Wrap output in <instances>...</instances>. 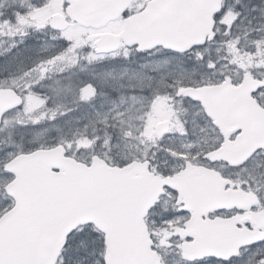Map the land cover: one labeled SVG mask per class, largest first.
Returning a JSON list of instances; mask_svg holds the SVG:
<instances>
[{
	"label": "water",
	"instance_id": "1",
	"mask_svg": "<svg viewBox=\"0 0 264 264\" xmlns=\"http://www.w3.org/2000/svg\"><path fill=\"white\" fill-rule=\"evenodd\" d=\"M67 14L84 25L100 26L119 18L131 0H66ZM223 0H152L147 7L124 21L123 33L114 38L107 34L100 42L103 51L120 47V40L139 50L157 45L185 52L214 37V15ZM223 84L179 89L180 94L201 101L215 123L226 131L235 122L247 124L239 138L240 146L249 151L226 148L213 153L216 157L242 162L258 148L264 147V109L251 97L263 84L250 72L241 86ZM0 107L2 105L0 104ZM5 109L2 107L1 114ZM169 130V122L158 125L157 134ZM149 160L133 161L124 166L109 165L98 156L89 166L65 157L57 147L22 154L7 164L17 175L6 189L16 204L0 218V264H56L69 235L80 225L94 224L104 233L105 264H162L153 247L145 218L159 201L166 186L179 188L182 181H196L197 171L188 164L181 172L161 177L149 170ZM58 170V171H55ZM218 174H207L203 181H220ZM218 200V192L211 191ZM210 202V199L207 200ZM196 215V216H195ZM193 214L186 223L193 241L182 248L185 258L206 256L229 258L238 248L231 243L237 234L220 233V221L203 220ZM184 232V233H185ZM185 236V235H183ZM261 239L258 232L244 235V243Z\"/></svg>",
	"mask_w": 264,
	"mask_h": 264
},
{
	"label": "rangeland",
	"instance_id": "2",
	"mask_svg": "<svg viewBox=\"0 0 264 264\" xmlns=\"http://www.w3.org/2000/svg\"><path fill=\"white\" fill-rule=\"evenodd\" d=\"M2 5L4 6V1ZM64 5V0H52L49 7L41 8L32 15L38 23L36 27L40 29V42L34 47L18 49L17 43H12L5 52H1L0 47V77L19 72L20 65L27 63L32 54H39L43 61L48 58L50 51L75 49L82 43L83 36L89 30L77 23L63 32H53L42 26L50 24L54 27V17L65 15ZM28 17V14L21 18L7 14L4 21H1L4 37L7 40L15 39L20 26L28 21L22 18ZM217 21V40L191 53L156 51L144 60L125 67L109 63L99 74L98 80L87 78L102 88L104 101L77 108L79 104L76 105V96L70 97L67 94L57 100L53 107L44 109L45 100L39 96L30 97L25 105L28 114L22 120L17 119L16 115L8 116L0 130V215L11 206L4 191L11 176L4 171L3 165L18 153L37 146H50L54 141L66 144L73 150L68 149L70 153L84 162H90L91 155L95 153L111 164L123 165L134 159L147 158L149 153L155 156L156 149H151L156 142L152 143L156 137L154 129L159 122L171 120L174 125L170 133L158 141L157 148L160 150L161 145L166 142L167 158L163 164L156 159L152 169L158 173L170 174L178 170L185 161L195 162L193 148L197 143L194 138L199 132L212 128L201 104L184 96L178 97V89L187 85L220 83L231 74L234 75L231 76L234 81H240L243 73L238 72L251 66L259 67V73L264 72V60L258 55L263 52L259 44H264V0H225L224 9ZM121 29L122 22L117 21L104 30ZM245 38L251 44L249 48ZM241 41L243 44H240ZM16 51L19 53H15ZM13 53L15 54L10 60L2 59ZM129 54L130 50L123 49L118 55ZM11 64L16 66L11 67ZM54 72L51 70L47 75L44 70L38 69L33 77L42 80L52 77L53 80ZM168 77L174 79L172 84L166 81ZM50 85L54 94H63L71 89L72 81L66 76L59 77ZM147 85L153 88V97L126 94L130 88L141 89ZM245 170H248L251 178L260 175L264 180V152L249 160ZM179 221V216L166 218L158 212L153 213L150 219L155 230L165 229V236L166 231L171 232ZM165 244L166 246L157 242L155 246L164 264H222L212 260L185 263L179 249L168 242ZM261 250H264V246H258L251 254L247 253L243 262H248L250 258L252 260ZM104 251L103 234L93 226H84L69 238L58 264H104Z\"/></svg>",
	"mask_w": 264,
	"mask_h": 264
},
{
	"label": "flooded vegetation",
	"instance_id": "3",
	"mask_svg": "<svg viewBox=\"0 0 264 264\" xmlns=\"http://www.w3.org/2000/svg\"><path fill=\"white\" fill-rule=\"evenodd\" d=\"M21 1L22 2L18 4L17 12L15 10L11 11L3 5L0 6V29H2L1 24H3L2 22L7 14L21 18L25 17L26 11L29 17L28 19H22L28 21L24 23V25H21L19 29V35L22 38L20 48L23 49L24 47L35 46L36 44L34 43L40 35V29L36 27L38 23L32 15H35L41 8H46V6L49 7L52 0ZM149 1L150 0H131V5L124 15L106 25H81L89 31L83 36L82 43L75 49H60L56 52L50 51L48 58L43 61L39 54L30 55L31 59L27 63L21 64V71H26L25 75H22L20 72V76L17 78L16 83H8L6 86L12 87L14 85V88L17 89V92L23 97L24 101L26 98L30 97L37 98L40 94L39 97L49 102L51 104L50 107H53L57 100L62 99L67 94L70 95V97L76 96V105L79 104L77 108L81 105L90 104L96 101H104L105 95L102 92V88L99 87L98 84H95V81H90L88 79L98 80L99 74L109 63H114L117 67H125L133 62L144 60L156 51H167L160 47L149 51H139L135 47L125 48V46L122 45L120 50L104 52L97 47L96 41L99 38H102L104 34L111 33L117 37L123 30L122 26L120 31H105L104 29L107 26L117 21H121L123 25V20L127 16L143 10ZM64 4L65 15L54 17L52 21L55 28L50 24L42 26L53 32H63L73 26L76 22L67 17L66 3L64 2ZM59 20L66 23L65 28L55 26L54 22H59ZM60 24L62 25V23ZM27 25L29 27H27ZM123 49L130 50L131 54L118 55L123 52ZM15 53H19V51H16ZM92 55H96V57H93ZM106 56L107 59L105 58ZM38 69L44 70V73L47 75L48 73L50 74L51 70L55 71V77L53 80L59 77H69L72 81L71 89L63 94L57 92L54 94L50 85L53 81L52 77L49 79L44 78L43 80L39 77H33V73ZM86 74H89V76ZM240 83L241 82L239 81H232L233 85H240ZM147 89L150 91L147 92ZM126 94L136 97H144V95L153 97L154 90L150 85H147L141 89L130 88ZM117 95L120 94L117 93ZM254 97L264 106V87L258 89L254 93ZM77 108L73 109L75 110ZM20 110L21 109L18 108L8 112L5 114L3 121L6 118L13 117ZM209 122L208 124L212 129L206 132L201 131L194 138L197 145L193 148V151L195 152V162L192 163L196 169H211L218 172L220 178L223 179L220 181H203L204 177L201 176L196 181H182L178 190L168 188L164 196H162L159 204L150 211L147 217L149 230L155 246L157 245V242L164 246H166L165 242H168L169 245L175 246L179 249L181 255V249L183 246L189 244L192 240L189 234V232H192V229L189 228L185 233L181 232V230L185 227L193 214H200L203 220H218L221 225L218 227L220 233L228 232L239 236V238L236 239V242L231 243L234 246L231 247L234 248V251L237 245L243 244V246L239 247L237 254H233L226 259L213 256L195 261L186 260L181 256L183 262L199 263L205 260H212L222 264H247V262H243L247 253L251 254V252L258 246H264V180L260 175L258 177H250L248 170H245L249 160L239 165H231L224 159L212 160L209 156L210 152L221 148L224 143H227L228 148L231 150H239L240 146L238 145L237 140L238 137L243 134L244 130L243 128H238L239 125L231 124V129L229 130L227 137H225L221 130L213 125L212 121ZM166 135H168V133L165 134V136H156L152 141V143L156 141L151 147L152 150L156 149V154L155 156L153 154L149 155L152 165L156 159L163 164L165 158H167L166 149L168 146L166 145V142L161 145V151L157 150V148H159L158 141L164 139ZM52 145L56 146L58 145V142L54 141ZM258 152H264V149H260ZM186 164L187 161H185L178 170L170 174L182 170ZM211 191L218 192V200L212 197ZM253 195L255 196L254 198ZM209 199L210 202H207ZM10 208L11 206L7 210ZM156 212L166 218H169L172 215L179 216L180 218L179 223L175 225L171 232L166 231V236L163 234V230L165 229L157 231L150 223L152 214ZM250 231L260 233L263 239L257 241V243L245 245L244 235ZM162 241L164 243H162ZM261 254H264V250L259 251L258 255L253 257L252 264H257Z\"/></svg>",
	"mask_w": 264,
	"mask_h": 264
},
{
	"label": "trees",
	"instance_id": "4",
	"mask_svg": "<svg viewBox=\"0 0 264 264\" xmlns=\"http://www.w3.org/2000/svg\"><path fill=\"white\" fill-rule=\"evenodd\" d=\"M251 45V44H250ZM260 47L263 49V52L262 53H258V55L264 60V44H259ZM250 69L254 72H258V73H255L257 76H263L264 78V72L259 74V72L261 71V69L259 67H254V66H251ZM263 74V75H262Z\"/></svg>",
	"mask_w": 264,
	"mask_h": 264
},
{
	"label": "snow or ice",
	"instance_id": "5",
	"mask_svg": "<svg viewBox=\"0 0 264 264\" xmlns=\"http://www.w3.org/2000/svg\"><path fill=\"white\" fill-rule=\"evenodd\" d=\"M247 264H252V260L251 258L249 259V261L247 262ZM257 264H264V254L260 255L259 260L257 261Z\"/></svg>",
	"mask_w": 264,
	"mask_h": 264
},
{
	"label": "bare ground",
	"instance_id": "6",
	"mask_svg": "<svg viewBox=\"0 0 264 264\" xmlns=\"http://www.w3.org/2000/svg\"><path fill=\"white\" fill-rule=\"evenodd\" d=\"M167 82H169L170 84H172L174 82L173 78L168 77V79H166Z\"/></svg>",
	"mask_w": 264,
	"mask_h": 264
}]
</instances>
